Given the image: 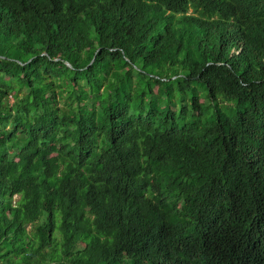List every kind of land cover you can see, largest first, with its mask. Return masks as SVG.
Returning a JSON list of instances; mask_svg holds the SVG:
<instances>
[{"label":"trees","instance_id":"obj_1","mask_svg":"<svg viewBox=\"0 0 264 264\" xmlns=\"http://www.w3.org/2000/svg\"><path fill=\"white\" fill-rule=\"evenodd\" d=\"M0 264H264V0H0Z\"/></svg>","mask_w":264,"mask_h":264}]
</instances>
